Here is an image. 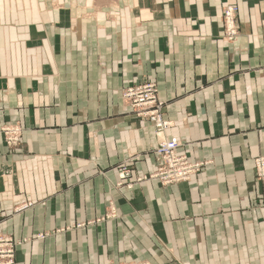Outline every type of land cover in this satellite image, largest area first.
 <instances>
[{"label": "crops", "instance_id": "crops-1", "mask_svg": "<svg viewBox=\"0 0 264 264\" xmlns=\"http://www.w3.org/2000/svg\"><path fill=\"white\" fill-rule=\"evenodd\" d=\"M145 81L163 131L121 98ZM11 121L23 138L10 148L0 132V228L26 239L14 264H264V0H0ZM169 137L199 172L115 187L120 163L151 173Z\"/></svg>", "mask_w": 264, "mask_h": 264}, {"label": "built area", "instance_id": "built-area-1", "mask_svg": "<svg viewBox=\"0 0 264 264\" xmlns=\"http://www.w3.org/2000/svg\"><path fill=\"white\" fill-rule=\"evenodd\" d=\"M238 8L235 5H225L223 9L224 36L234 39L238 34L237 23ZM157 87L154 82L145 81L137 84L126 85L121 91V98L128 107L138 116H149L155 123L158 131H163L169 127L171 122H164L161 113L162 102L157 99ZM0 132L4 134L7 146H16L23 138V129L18 123H7L0 127ZM153 150L156 158V174L152 176L159 177L163 184H171L185 181L193 175L200 164L189 161L186 156L177 153L181 142L175 137L163 138ZM254 167L258 173L264 175V156H259L254 160ZM119 172V181L124 182L130 175L129 170ZM146 176L136 177L127 182V188H132L140 183ZM160 180V179H159ZM25 240V239H24ZM19 241L13 240L0 228V264H14L15 244Z\"/></svg>", "mask_w": 264, "mask_h": 264}, {"label": "rangeland", "instance_id": "rangeland-1", "mask_svg": "<svg viewBox=\"0 0 264 264\" xmlns=\"http://www.w3.org/2000/svg\"><path fill=\"white\" fill-rule=\"evenodd\" d=\"M222 15H223V13H222ZM222 23H223V18H222ZM223 29H224V23H223ZM227 38V37H226ZM230 39V38H229ZM230 40H232V39H230ZM154 82V81H153ZM162 107H163V104H162ZM162 107H161V113L163 114V118H164V113L162 112ZM130 109V108H129ZM131 110V109H130ZM131 112H133L137 117H142V118H146V119H148L152 124H153V126L156 128V126H155V123L151 120V118L149 117V116H138L134 111H132L131 110ZM164 122H167L165 119H164ZM7 123H18V124H20L19 122H7ZM7 123H5V124H7ZM2 125H4V124H2ZM1 125V126H2ZM0 126V127H1ZM20 126H21V124H20ZM158 129V128H157ZM166 129H167V127H166ZM4 135V134H3ZM4 141H5V138H4ZM6 143V142H5ZM22 143V140L20 141V143L18 144V145H16V146H7V147H10V148H17L20 144ZM158 144V143H157ZM155 149V148H154ZM153 149V150H154ZM152 150V151H153ZM182 156V155H181ZM259 156H262V155H258V157ZM258 157H256L255 159H257ZM136 157H133V158H131L130 157V159H128V160H126V162H122V163H120L119 164V171L117 172V176H118V179H117V181H116V183H115V187L116 188H118V189H129L130 190V188H127V182H129L130 180H132V179H134V178H138V177H141V176H146V179H148V178H155V179H157L162 185H171V184H163L162 182H163V180L159 177V179L157 178V177H154V176H152L153 174H156V169L154 168V170L151 172V173H149V174H141V176L140 175H135L134 173H132V169H131V161L132 160H134ZM188 158V157H187ZM156 159V158H155ZM254 159V160H255ZM189 161H191L190 159H189ZM191 162H193V163H198V164H200V167L197 169V171L195 172V173H197V172H199V170H200V168H202V166L205 164V162L204 161H191ZM124 168H127V169H125V170H129V173H130V175L127 177V179L124 181V182H120L119 181V172L120 171H122V170H124ZM254 169H255V167H254ZM153 173V174H152ZM194 173V174H195ZM255 174H256V177L259 179V178H264V175L262 174V173H258V171H257V169L255 170ZM192 176V175H191ZM190 176V177H191ZM146 179H143L141 182H143L144 180H146ZM187 180H189V179H187ZM162 181V182H161ZM141 182L140 183H138V184H135V185H139V184H141ZM181 182H185V181H181ZM177 183V182H176ZM134 185V186H135ZM133 186V187H134ZM133 187L131 188V189H133ZM31 202H27L26 204H25V206L26 205H29ZM32 204V203H31ZM18 208V209H17ZM17 210L16 211H19V210H22V209H19V208H23V207H21V206H17ZM25 208V207H24ZM106 217H116V209H115V207L113 206V207H110V208H108V210H107V212L105 213V215H103V216H101V217H99L98 218V220H102V219H105ZM97 220V221H98ZM88 222H84V223H76V224H74V226L75 227H77V228H79V227H83L85 224H87ZM5 233V232H4ZM9 237H12V239L15 241V240H17V241H19L18 243H16L15 244V249H16V247L18 246V245H20L22 242H25V240L24 239H21V240H18V239H15L14 237H13V235H9V234H7ZM14 249V250H15ZM16 251V250H15ZM14 261H15V256H14ZM129 264H136V263H130L129 262Z\"/></svg>", "mask_w": 264, "mask_h": 264}, {"label": "bare ground", "instance_id": "bare-ground-1", "mask_svg": "<svg viewBox=\"0 0 264 264\" xmlns=\"http://www.w3.org/2000/svg\"><path fill=\"white\" fill-rule=\"evenodd\" d=\"M162 139H163V138H162ZM162 139H160V140H162ZM160 140H159V141H160ZM159 141H158V142H159Z\"/></svg>", "mask_w": 264, "mask_h": 264}]
</instances>
